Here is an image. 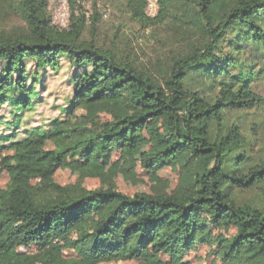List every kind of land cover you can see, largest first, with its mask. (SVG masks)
Returning a JSON list of instances; mask_svg holds the SVG:
<instances>
[{
  "label": "trees",
  "instance_id": "trees-1",
  "mask_svg": "<svg viewBox=\"0 0 264 264\" xmlns=\"http://www.w3.org/2000/svg\"><path fill=\"white\" fill-rule=\"evenodd\" d=\"M49 1L0 0V15L22 21L21 26L0 29V109H9V120L2 123L0 117V149L21 140L40 145L54 139L56 149L41 160L57 167L81 146L101 155L120 144L133 151L147 123L160 118L169 143L158 152L141 154L145 170L184 151L195 159L209 157L210 163H196L197 190L187 203L174 196H129L106 189L40 209L25 190L15 187L12 195H0V264H62L56 255L17 249L56 238L82 223L94 207L107 204L110 209L90 235L78 240L81 264H97L103 251L138 259L145 242L155 254L189 247L201 212L213 225L227 222L235 228L231 238L218 244L224 258L249 246L262 254L254 264H264V155L257 138L245 135L239 125L243 114L263 103L254 88L264 79V0H156L158 12L152 18L145 14L146 0H128L133 22L142 30L157 28L165 34L145 61L127 44L118 46L119 29L108 47L97 43L100 15L95 5L86 17L81 0H67L68 26L59 28L51 22ZM86 28L90 38L83 35ZM62 61L70 67L63 83L70 90L64 113L76 105L118 99L120 91L127 93L134 111L68 147L61 141L64 121L54 119L47 129H23L25 115L42 102L44 83L59 72ZM19 134H25L20 141ZM250 192L253 197L243 196Z\"/></svg>",
  "mask_w": 264,
  "mask_h": 264
},
{
  "label": "rangeland",
  "instance_id": "rangeland-1",
  "mask_svg": "<svg viewBox=\"0 0 264 264\" xmlns=\"http://www.w3.org/2000/svg\"><path fill=\"white\" fill-rule=\"evenodd\" d=\"M128 0H81V5L88 17L93 12V5L100 15L96 31V41L99 45L108 47L118 31V46L131 48L140 61L151 59L159 49L160 42L165 38L162 30L148 28L142 30L133 22L127 11ZM145 14L155 17L158 12L156 0H146ZM51 22L59 28L68 26L69 11L67 0H50L48 5ZM22 25L17 17L10 19L0 15V29L10 30ZM85 38L92 35L86 28ZM70 67L62 61L59 72L51 75L44 83L43 100L35 104L33 110L25 115L26 124L23 129L42 126L57 119L62 122L61 141L66 147L76 140H89L103 130L105 123L112 122L114 117L134 111L127 93L120 91L118 99H105L99 102L76 105L69 114L67 109L70 90L64 86ZM41 86H37L40 88ZM255 92L263 99L262 106L240 117V130L251 138L256 137L264 155V79L257 82ZM9 109H0L2 123L9 120ZM168 130L160 118L151 120L142 131V140L136 144L135 150L128 151L120 145H113L114 150L101 155L96 151L87 152L81 146L76 152H69L57 167H51L41 160L47 151L55 148L54 139L43 144H24L0 149V195L10 196L15 187H21L33 199L36 206L45 209L54 202L66 198H76L92 190L115 189L126 195L146 193L158 196H174L178 201L187 203L193 198L197 187L194 185L193 173L197 162L210 163L209 157L193 158L189 151L179 152L173 159L164 164L155 163L152 170H145L141 165L140 156L143 153H155L169 143ZM25 134H19L20 141ZM256 135V136H255ZM88 153V154H87ZM21 167L22 169H17ZM255 193L244 194L245 198L253 197ZM105 207H94L76 227L62 231L56 238H47L42 243L17 249L19 253L28 255H56L62 264H81L78 255L80 244L78 240L84 235H90L94 223L109 210ZM195 230L191 245L186 248L178 246L171 254H155L149 242L140 245L143 254L138 259H132L122 252L111 253L103 251L97 264H254L261 259L254 247L243 246L228 258H224L220 242H224L235 234V228L222 222L213 225L206 213L201 212L195 218ZM134 243V242H132Z\"/></svg>",
  "mask_w": 264,
  "mask_h": 264
}]
</instances>
